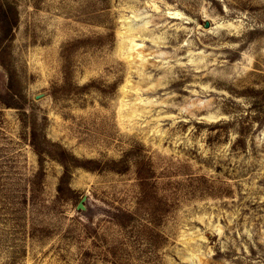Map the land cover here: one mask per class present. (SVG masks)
I'll return each instance as SVG.
<instances>
[{"label": "rangeland", "instance_id": "obj_1", "mask_svg": "<svg viewBox=\"0 0 264 264\" xmlns=\"http://www.w3.org/2000/svg\"><path fill=\"white\" fill-rule=\"evenodd\" d=\"M0 264H264V0H0Z\"/></svg>", "mask_w": 264, "mask_h": 264}, {"label": "water", "instance_id": "obj_2", "mask_svg": "<svg viewBox=\"0 0 264 264\" xmlns=\"http://www.w3.org/2000/svg\"><path fill=\"white\" fill-rule=\"evenodd\" d=\"M208 23H206V25H207ZM87 199V195H84L83 197H82V199L80 200V202H79V204H78V208H85L86 206H85V204H84V201Z\"/></svg>", "mask_w": 264, "mask_h": 264}]
</instances>
